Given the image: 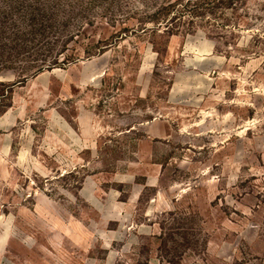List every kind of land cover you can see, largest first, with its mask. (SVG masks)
I'll return each instance as SVG.
<instances>
[{
	"label": "rangeland",
	"instance_id": "obj_1",
	"mask_svg": "<svg viewBox=\"0 0 264 264\" xmlns=\"http://www.w3.org/2000/svg\"><path fill=\"white\" fill-rule=\"evenodd\" d=\"M168 1L0 0V264H264V0Z\"/></svg>",
	"mask_w": 264,
	"mask_h": 264
},
{
	"label": "trees",
	"instance_id": "obj_2",
	"mask_svg": "<svg viewBox=\"0 0 264 264\" xmlns=\"http://www.w3.org/2000/svg\"><path fill=\"white\" fill-rule=\"evenodd\" d=\"M206 2H207V0H186V2H185V5L186 6H184V4L182 6L184 8H186L188 5L193 4L191 6V11H192L191 13H194V12L198 11L199 9L203 8L204 7V4H206ZM178 4L179 3L177 1L171 2V0H169L168 2H165L164 4H162L163 10H165V13L164 14L163 13H154L153 14V17H154L153 18V21L155 23L161 22L160 21L161 18H163V20L167 22V25H166L167 28L164 30V33H168V34H171L172 33V34H174L172 32V30H171V26L174 24V22L178 18H180L181 15H185V12L183 14H181L179 12V10H176L175 7ZM161 15H163V16H161ZM152 29H155L156 30V28H152Z\"/></svg>",
	"mask_w": 264,
	"mask_h": 264
}]
</instances>
